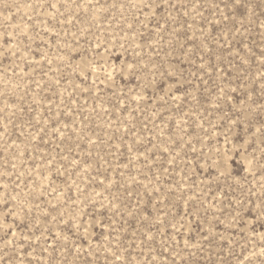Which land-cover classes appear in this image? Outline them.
<instances>
[{
	"label": "rangeland",
	"instance_id": "374dc122",
	"mask_svg": "<svg viewBox=\"0 0 264 264\" xmlns=\"http://www.w3.org/2000/svg\"><path fill=\"white\" fill-rule=\"evenodd\" d=\"M0 264H264V0H0Z\"/></svg>",
	"mask_w": 264,
	"mask_h": 264
}]
</instances>
